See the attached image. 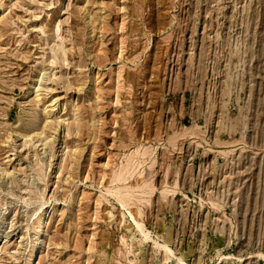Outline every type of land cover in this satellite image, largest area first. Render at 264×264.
I'll return each mask as SVG.
<instances>
[{
  "label": "rangeland",
  "instance_id": "374dc122",
  "mask_svg": "<svg viewBox=\"0 0 264 264\" xmlns=\"http://www.w3.org/2000/svg\"><path fill=\"white\" fill-rule=\"evenodd\" d=\"M0 264H264V0H0Z\"/></svg>",
  "mask_w": 264,
  "mask_h": 264
}]
</instances>
